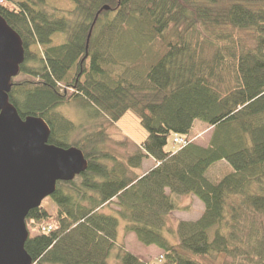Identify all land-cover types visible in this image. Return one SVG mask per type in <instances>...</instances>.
<instances>
[{"label":"trees","instance_id":"1","mask_svg":"<svg viewBox=\"0 0 264 264\" xmlns=\"http://www.w3.org/2000/svg\"><path fill=\"white\" fill-rule=\"evenodd\" d=\"M67 1L0 0L25 50L9 101L88 160L49 196L55 213H28L32 264H109L115 249L122 264H264V0ZM71 100L112 124L135 111L146 139L125 161L105 127L73 138L84 127L58 112ZM196 120L213 127L206 147L188 138ZM175 135L189 142L169 148ZM221 161L230 170L211 179ZM188 196L202 215L174 220ZM122 230L159 258L127 249Z\"/></svg>","mask_w":264,"mask_h":264},{"label":"water","instance_id":"2","mask_svg":"<svg viewBox=\"0 0 264 264\" xmlns=\"http://www.w3.org/2000/svg\"><path fill=\"white\" fill-rule=\"evenodd\" d=\"M24 57L21 36L0 15V264L33 263L25 248L28 213L42 206L59 182L73 180L88 167L80 148L49 142L46 119L23 118L9 101L12 77Z\"/></svg>","mask_w":264,"mask_h":264},{"label":"rangeland","instance_id":"3","mask_svg":"<svg viewBox=\"0 0 264 264\" xmlns=\"http://www.w3.org/2000/svg\"><path fill=\"white\" fill-rule=\"evenodd\" d=\"M52 1H54V4L59 2V0ZM54 4H47V9H52ZM58 112L67 119L72 120L76 125H82L84 127V129H76L72 134L73 138L79 137L80 135L83 136L87 131L105 127L107 131L106 148L115 152L118 156L120 155L121 159L125 161L129 155L134 153L136 149L139 148V145H141L147 137V131L140 124L138 114L132 110L127 111V113H125V115L118 122L113 124L105 114L102 112L99 113L89 106H84L83 103L77 100H71L63 105H60L58 107ZM212 132V126H209L201 120H196L188 138L190 141L206 147L210 144ZM176 136L177 135L170 138L168 144L169 148H175L176 146L181 147L180 144L174 142V138ZM153 164L154 160L150 161L145 159L143 168H146L142 169L143 172L145 173L148 168L153 166ZM142 170L127 168V173L128 175H135V173H140ZM228 170H230L228 163L221 161L209 170L208 175L211 179H216L220 178ZM187 198V200H185V198L180 203L182 208L185 209L172 213L174 220H196L202 215L204 210L203 202L197 199V197L193 198L192 196H188ZM191 199L193 200L191 201ZM43 205L46 206L51 213H55V205L51 201L50 197L43 200L42 206ZM28 226L30 233L35 234L37 232L36 227L31 226L30 224H28ZM131 233L125 236V239H127V243L125 244L128 245L131 252L138 255L145 261H152L159 258L161 252L158 250L157 246V249L149 247L142 243L137 238L135 233ZM109 264H122L121 260L117 258L116 249L109 258Z\"/></svg>","mask_w":264,"mask_h":264},{"label":"built area","instance_id":"4","mask_svg":"<svg viewBox=\"0 0 264 264\" xmlns=\"http://www.w3.org/2000/svg\"><path fill=\"white\" fill-rule=\"evenodd\" d=\"M174 142L180 144V146L182 147V146H185L189 142V140L186 137H184V136L177 135L174 138ZM50 229H52L51 226H49V230Z\"/></svg>","mask_w":264,"mask_h":264},{"label":"crops","instance_id":"5","mask_svg":"<svg viewBox=\"0 0 264 264\" xmlns=\"http://www.w3.org/2000/svg\"><path fill=\"white\" fill-rule=\"evenodd\" d=\"M195 124V123H194ZM151 161V160H150ZM193 198H195V197H193ZM193 199H191V201H192ZM121 234H122V240H124V242L125 243H127V239H125V236H127V235H129V233H124V231L122 230L121 231ZM131 234H133V233H131ZM126 247H127V249H129V247H128V245L126 244ZM149 247H152V248H156L157 249V247L155 246V245H151V246H149ZM130 250V249H129ZM158 250L161 252V250L158 248Z\"/></svg>","mask_w":264,"mask_h":264},{"label":"bare ground","instance_id":"6","mask_svg":"<svg viewBox=\"0 0 264 264\" xmlns=\"http://www.w3.org/2000/svg\"><path fill=\"white\" fill-rule=\"evenodd\" d=\"M90 34V33H89Z\"/></svg>","mask_w":264,"mask_h":264}]
</instances>
